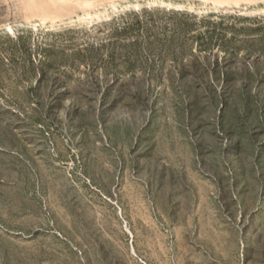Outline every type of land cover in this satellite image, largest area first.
I'll return each instance as SVG.
<instances>
[{"label": "rangeland", "instance_id": "374dc122", "mask_svg": "<svg viewBox=\"0 0 264 264\" xmlns=\"http://www.w3.org/2000/svg\"><path fill=\"white\" fill-rule=\"evenodd\" d=\"M8 1L0 264H264V0Z\"/></svg>", "mask_w": 264, "mask_h": 264}, {"label": "bare ground", "instance_id": "6f19581e", "mask_svg": "<svg viewBox=\"0 0 264 264\" xmlns=\"http://www.w3.org/2000/svg\"><path fill=\"white\" fill-rule=\"evenodd\" d=\"M123 1H125V0H123ZM235 1H236V0H235ZM244 1H246V0H244ZM114 2H115V1H114ZM214 2H215V0H214ZM214 2H213V3H214ZM218 2H221V3H222V0H219ZM221 3H220V4H221ZM3 4H4V7H6V12H7V11H10V9H11V5H10L9 1H8V0H4V3H3ZM113 4H114V3H113ZM113 4H112V5H113ZM222 4H223V3H222ZM222 4H221V5H222ZM225 4H226V3H224V5H225ZM114 5H115V4H114ZM114 5H113V6H114ZM116 5H117V4H116ZM221 5H220V6H221ZM117 6H118V5H117ZM217 6H218V5H217ZM97 17H98V16H97ZM24 18H25V20H26V19H28V20L31 19L30 17L27 18L26 16H25ZM60 18H61V17H60ZM28 20H27V22H28ZM53 20H54V18H53ZM53 20H52V21H53ZM58 20H59V19H58ZM30 22H31V21H30ZM30 22H29V23H30ZM51 24H52V22H51ZM7 25H8V24H7ZM11 27H12V26H11ZM11 27H9V28H11Z\"/></svg>", "mask_w": 264, "mask_h": 264}]
</instances>
